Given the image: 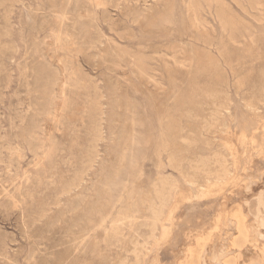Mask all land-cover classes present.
Listing matches in <instances>:
<instances>
[{
	"label": "rangeland",
	"instance_id": "rangeland-1",
	"mask_svg": "<svg viewBox=\"0 0 264 264\" xmlns=\"http://www.w3.org/2000/svg\"><path fill=\"white\" fill-rule=\"evenodd\" d=\"M188 4L211 47L194 41ZM191 44L212 62L185 60ZM144 110L143 159L108 209L121 134ZM263 139L264 0H0V264H182L190 249L224 264L238 212L264 245ZM159 181L172 186L161 210ZM242 254L234 264H264Z\"/></svg>",
	"mask_w": 264,
	"mask_h": 264
},
{
	"label": "bare ground",
	"instance_id": "bare-ground-1",
	"mask_svg": "<svg viewBox=\"0 0 264 264\" xmlns=\"http://www.w3.org/2000/svg\"><path fill=\"white\" fill-rule=\"evenodd\" d=\"M246 1V0H245ZM235 2V1H234ZM239 2V1H238ZM241 3V2H240ZM240 3H238L240 6H242ZM244 3V2H243ZM250 3V2H249ZM256 3V2H255ZM191 4V3H190ZM188 4L187 6V9L192 12L191 13V16H189V21H190V27L191 29H193L195 31V39L194 41L197 42V43H200V44H203V45H206L208 47H211L212 46V40H213V37L211 35V31L208 30L204 24V21H200L199 19V12L197 10V8L195 9H191V5ZM208 4V3H207ZM236 5H237V2H236ZM238 5V6H239ZM245 5V4H244ZM248 5V4H247ZM209 7V10L212 9L211 5L209 4L208 5ZM243 7V6H242ZM219 8V7H218ZM170 10V9H169ZM171 12V11H170ZM188 13V12H187ZM215 15L217 17V19L219 20L218 24H224L226 21H227V15H226V9L224 8H220L217 10V8L215 9ZM161 19V18H160ZM229 20V19H228ZM206 22V21H205ZM207 23V22H206ZM242 27V26H241ZM225 28V27H224ZM243 28V27H242ZM222 30V29H221ZM225 30V29H224ZM223 30V31H224ZM230 30V29H229ZM247 30V29H246ZM214 32V31H213ZM225 34V33H224ZM241 34V33H240ZM230 36V35H229ZM252 36V35H250ZM231 37V36H230ZM243 37V36H242ZM230 41V40H229ZM232 41V40H231ZM230 41V42H231ZM232 43V42H231ZM237 43V42H235ZM218 50V49H217ZM182 56H184L185 60H187V56H188V59H196L198 63H201L202 59L203 58H206L207 59V62L206 64H210V62H212V59H214V56L211 55L210 52L208 51H205L204 49H201L199 46H196L195 44H191L189 45V49H179L178 51ZM120 53V52H119ZM136 55V54H135ZM223 55V54H222ZM127 56V55H126ZM137 58H141V57H137ZM145 58V57H144ZM222 58V57H221ZM137 60V59H136ZM141 60V59H139ZM132 61V60H131ZM142 61V60H141ZM144 61V60H143ZM214 62V61H213ZM132 63V62H131ZM142 63V62H141ZM182 63V62H181ZM144 64V63H143ZM146 65V64H145ZM143 65V66H145ZM137 66V65H136ZM134 67V66H133ZM148 67V65L146 66ZM145 71V69H143ZM148 70V69H147ZM138 74L142 75V70L141 69H138ZM152 78V77H151ZM149 80V79H148ZM263 91V90H262ZM127 97V95L125 96ZM134 104V102H133ZM223 106V104H221ZM226 105V104H225ZM224 105V106H225ZM250 105V104H249ZM252 105V104H251ZM128 106V105H127ZM127 106L125 107V110L128 111L129 108H127ZM223 106V107H224ZM136 107V106H135ZM251 108V107H250ZM133 111L132 112H135V108L132 107L131 108ZM223 109V108H222ZM253 109V108H252ZM256 110V109H255ZM226 111V110H225ZM253 111V110H252ZM131 112V110H130ZM219 113V112H217ZM143 115V119L142 120H135V119H131L130 120V123L132 125L131 127V132L127 133V132H124L121 134V141H120V163H119V168L110 176L107 178V180L105 181L104 185H103V188H104V195H105V204L107 206L108 209H110L111 206V201H112V198H113V193L114 192H118L120 187V182H122V168L125 166V164L127 163H130L132 164L131 166H134L136 167L138 165V162L140 160H142V155L141 153L138 151V149L140 148V146L143 144V138H142V130L143 128L145 127V125L147 124L148 122V113L146 112V110H144V113L142 114ZM214 117V116H213ZM161 122V121H160ZM217 122L216 118H213L211 121L207 122L206 123V126H209V127H215V123ZM126 124V123H125ZM162 124V122H161ZM136 126H141L143 128H141L140 130L136 129L135 127ZM226 125H224L225 127ZM164 135L166 137V143H168V136H169V131L170 129H167V127H165L164 125ZM174 129H172V132H173ZM176 132V135L172 138L173 139V144L175 142V140H177V138L179 137L178 136V132L179 130H175ZM207 132V131H206ZM263 137V136H262ZM252 139L254 140V136L251 138V141ZM264 140V139H263ZM248 143L251 144L250 140L248 139ZM255 142V141H254ZM253 143V142H252ZM255 143H253L254 145ZM169 145L167 144V147ZM231 157L232 154H230ZM208 159V158H207ZM214 159V158H213ZM221 160V159H220ZM169 163H172V162H176V156L174 153H169L168 154V160ZM209 161V160H208ZM214 161V160H213ZM217 162V161H216ZM222 162V161H221ZM226 163V162H225ZM224 163V164H225ZM198 164V163H197ZM200 166V165H199ZM226 167V166H224ZM225 171H227L226 169H224ZM221 171V170H219ZM215 172V171H214ZM220 173V172H219ZM224 177V176H223ZM159 178V177H158ZM164 178V177H163ZM223 179V178H222ZM190 180V179H189ZM208 180V179H207ZM216 180V179H215ZM218 180V179H217ZM169 181V179H168ZM170 183V181H169ZM167 181H159L158 184L154 185L153 188L154 190L153 193H154V197L157 199L158 201V206L160 207V210L165 206V204L167 203V200H168V197H169V194H170V190H171V185L169 184ZM174 187V186H173ZM124 190L126 191V194L129 195L131 192L130 190L128 189V187L126 185L123 186ZM121 191V190H120ZM132 191V190H131ZM130 192V193H129ZM134 193V192H132ZM132 195V194H130ZM152 195V194H151ZM151 198V196H150ZM151 200V199H150ZM146 200L144 199L142 201V204L145 202ZM156 202V201H154ZM135 204V203H134ZM133 206V205H132ZM145 207V205H143ZM134 207V206H133ZM132 207V208H133ZM153 205L152 204H149V211H151V216H149L148 219H146V221L148 220V227H149V231H150V234L152 235L153 232L156 230V225L159 223V224H162L160 222V219H159V213H156L157 211H153ZM157 207V206H156ZM158 207V208H159ZM157 208V210H158ZM113 209V208H112ZM113 211V210H112ZM131 211V215L136 213V211H133V210H130L129 208L126 210L125 212V215H128V213ZM145 211V210H143ZM148 211V210H147ZM163 211V210H162ZM121 213V211H120ZM124 213V212H123ZM149 213V214H150ZM96 214L98 215L97 216V225L101 226L103 221L105 220V217L107 215L104 214V213H101V212H97L96 211ZM121 215V214H120ZM161 215V214H160ZM120 217V216H119ZM124 218H130L128 216H124L123 215V219ZM121 219H116V220H112L111 221V226H118L117 223L120 221ZM145 220V219H144ZM110 221V220H109ZM123 222V221H121ZM126 222V220H125ZM231 222L233 223V226H232V230H230V232H233V234L231 235L230 234V238L228 239L229 240V243L226 241L227 244H224V245H227L229 246V248L231 249V253H233L235 256L234 258L232 259H226V256L224 257V264H234V261L236 260L237 257L241 256L242 254V251H250L252 252L254 249L257 250L260 255H261V259L264 261V245H260V243L257 242V239H259L257 236L258 234L255 233L252 228L250 229L246 223H245V217L243 218L241 216V214L238 212L234 215L231 216ZM163 226H161V229H162ZM165 227V226H164ZM225 228V226H224ZM229 227H227L228 229ZM115 229V228H114ZM226 230L223 229V231ZM114 231V230H113ZM222 231V230H221ZM226 232V231H224ZM228 232V231H227ZM222 234V233H221ZM227 234V233H226ZM225 235V233L223 234V236ZM260 235V234H259ZM225 237V236H224ZM223 237V238H224ZM260 237V236H259ZM222 238V239H223ZM228 238V237H227ZM221 239V237H220ZM224 240V239H223ZM201 241V240H200ZM205 240H202V242H204ZM222 241V240H221ZM225 241V240H224ZM199 242V241H198ZM201 242V243H202ZM198 246H202L200 244V242L198 243ZM228 248V247H227ZM137 249V248H136ZM226 249V248H225ZM228 249V250H230ZM135 250V248H134ZM133 250V251H134ZM202 251V249H199ZM198 250V251H199ZM200 251V252H201ZM137 252V251H136ZM138 253V252H137ZM225 253V251H224ZM201 254V253H200ZM232 254V256H233ZM213 255V254H212ZM215 255V254H214ZM243 255V254H242ZM138 255H136L137 257ZM217 256V255H216ZM215 256V258H216ZM246 256V255H245ZM248 256V255H247ZM199 257H201L200 255L198 256V253L194 251H192L191 249L188 250V254H187V257L185 258V260L183 261L182 264H199ZM228 258V257H227ZM245 258V257H244ZM218 259V257H217ZM247 259V258H246ZM148 260V259H147ZM202 260V259H201ZM222 261V259H219ZM248 260V259H247ZM215 261V260H214ZM217 262H219L218 260H216ZM202 262V261H201ZM237 262V261H235ZM203 263H205L203 261ZM215 263V262H214ZM240 263V262H239ZM243 263V261H242ZM148 264V263H147ZM180 264V263H179ZM244 264H253L251 263L250 261L249 262H244Z\"/></svg>",
	"mask_w": 264,
	"mask_h": 264
}]
</instances>
